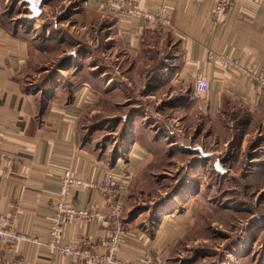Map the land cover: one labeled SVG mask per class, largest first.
Returning <instances> with one entry per match:
<instances>
[{
  "label": "rangeland",
  "instance_id": "obj_1",
  "mask_svg": "<svg viewBox=\"0 0 264 264\" xmlns=\"http://www.w3.org/2000/svg\"><path fill=\"white\" fill-rule=\"evenodd\" d=\"M41 2L32 16L24 0H0V18L27 44L24 83L45 91L93 82L84 136L116 154L132 134L147 152L128 178L130 210L144 209L145 217L161 204L190 210L170 263L264 262V115L248 118L231 100L212 115L174 108L180 96L194 98L195 79L172 80L175 35L147 32L133 52L116 39L107 12L77 0Z\"/></svg>",
  "mask_w": 264,
  "mask_h": 264
},
{
  "label": "crops",
  "instance_id": "obj_2",
  "mask_svg": "<svg viewBox=\"0 0 264 264\" xmlns=\"http://www.w3.org/2000/svg\"><path fill=\"white\" fill-rule=\"evenodd\" d=\"M77 1L85 9L107 12L116 39L129 51L139 50L146 33L154 32L129 13L102 9L106 0ZM213 1L135 0L144 8H154L160 2L168 6L171 24L166 30L177 37L180 49L178 64L171 70L173 82L199 73L208 80V91L202 98L194 99L189 92L178 98L174 108L187 113L197 107L212 115L221 112V103L231 100L240 104L243 109L237 107L238 112L248 118L264 115V91L256 92L244 75L207 59L210 52L232 56L244 65H258L264 59V0H235L233 8L215 23L210 18ZM25 43L0 25V212L11 214L13 228L36 239L17 241L14 255L20 264H78L70 257L52 254L45 244L57 201L59 171L70 166L75 175L100 179L111 168L118 175L116 197L92 189L68 193L74 206L94 203L111 217L101 225L70 218L62 226L60 242L73 246L85 243L102 253L110 230L123 222L128 230L120 256L139 260L142 251L150 249L162 264H171L175 243L192 223L190 210L161 204L147 209V217L142 216L144 209L130 210L128 190L123 185L127 180L123 178L139 167L146 150L132 134L116 154L96 147L84 136L85 114L95 105L93 86L86 80L47 91L27 88L22 78L28 55Z\"/></svg>",
  "mask_w": 264,
  "mask_h": 264
},
{
  "label": "built area",
  "instance_id": "obj_3",
  "mask_svg": "<svg viewBox=\"0 0 264 264\" xmlns=\"http://www.w3.org/2000/svg\"><path fill=\"white\" fill-rule=\"evenodd\" d=\"M235 0H214L211 6V22L215 23L225 12L233 8ZM102 9L114 11L120 14L129 13L142 20L148 30L163 31L171 24V16L168 6L160 2L154 8L140 7L135 0H106ZM208 60L217 61L222 67L251 80L256 92L264 91V59L258 65L241 64L234 57L222 53H208ZM208 91V80L203 74L195 76L191 94L194 98H202ZM129 176V175H128ZM129 178V177H128ZM128 178L126 179L128 182ZM118 175L111 168H107L100 179L75 175L70 166L62 167L59 171L57 201L54 205V214L46 232L45 244L54 255H62L76 260L78 264H162L154 258L150 249H144L139 260L122 257L119 250L124 242L128 227L120 222L110 230L105 240V250L96 252L92 246L83 244L73 246L62 244L60 234L62 226L70 218H78L89 224L101 225L111 215L97 209L94 203H87L76 207L68 199L71 190H97L105 195L116 197L118 193ZM124 180V186L127 185ZM12 215L0 212V264H20V258L14 255L15 244L19 240L36 242L35 237L29 236L22 229H15L11 225Z\"/></svg>",
  "mask_w": 264,
  "mask_h": 264
},
{
  "label": "water",
  "instance_id": "obj_4",
  "mask_svg": "<svg viewBox=\"0 0 264 264\" xmlns=\"http://www.w3.org/2000/svg\"><path fill=\"white\" fill-rule=\"evenodd\" d=\"M25 2L28 3L29 9L31 11V15L35 16L40 13V8H41V0H24ZM215 167L218 169V164H215Z\"/></svg>",
  "mask_w": 264,
  "mask_h": 264
},
{
  "label": "trees",
  "instance_id": "obj_5",
  "mask_svg": "<svg viewBox=\"0 0 264 264\" xmlns=\"http://www.w3.org/2000/svg\"><path fill=\"white\" fill-rule=\"evenodd\" d=\"M0 25L3 26V27H4L5 29H7L8 31H10L13 35H15V36H17V37L20 38L19 33H18V30L15 29V28H13V27H11V26L9 25V22H7V21H6L5 19H3L2 17L0 18ZM21 39H22V38H21ZM86 81L90 82L91 85H94V84H92V83H93L92 81H90V80H86ZM47 90H48V89H47ZM47 90H45V91H47Z\"/></svg>",
  "mask_w": 264,
  "mask_h": 264
}]
</instances>
